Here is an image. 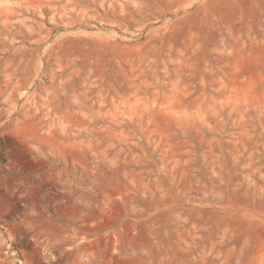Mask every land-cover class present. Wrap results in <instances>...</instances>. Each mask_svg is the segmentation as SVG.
<instances>
[{"label":"rangeland","instance_id":"1","mask_svg":"<svg viewBox=\"0 0 264 264\" xmlns=\"http://www.w3.org/2000/svg\"><path fill=\"white\" fill-rule=\"evenodd\" d=\"M0 264H264V0H0Z\"/></svg>","mask_w":264,"mask_h":264}]
</instances>
